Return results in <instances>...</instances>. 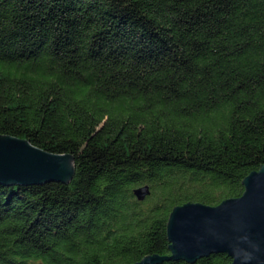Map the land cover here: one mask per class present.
Segmentation results:
<instances>
[{
    "label": "trees",
    "instance_id": "trees-1",
    "mask_svg": "<svg viewBox=\"0 0 264 264\" xmlns=\"http://www.w3.org/2000/svg\"><path fill=\"white\" fill-rule=\"evenodd\" d=\"M0 135L75 159L68 184L0 183V264L170 256L174 208L264 164V0H0Z\"/></svg>",
    "mask_w": 264,
    "mask_h": 264
},
{
    "label": "water",
    "instance_id": "water-1",
    "mask_svg": "<svg viewBox=\"0 0 264 264\" xmlns=\"http://www.w3.org/2000/svg\"><path fill=\"white\" fill-rule=\"evenodd\" d=\"M242 182L244 194L218 206L187 203L174 208L167 225L170 256H145L137 264L185 261L196 264L215 254H227L231 264H264V164ZM75 159L54 154L30 142L0 135V183L3 185L68 184ZM138 201L151 195L149 186L134 190Z\"/></svg>",
    "mask_w": 264,
    "mask_h": 264
}]
</instances>
